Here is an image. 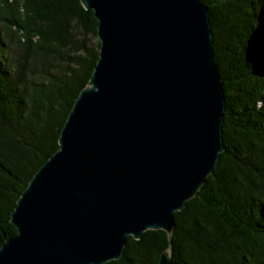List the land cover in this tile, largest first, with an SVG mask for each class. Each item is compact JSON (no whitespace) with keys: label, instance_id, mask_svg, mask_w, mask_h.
Listing matches in <instances>:
<instances>
[{"label":"water","instance_id":"obj_1","mask_svg":"<svg viewBox=\"0 0 264 264\" xmlns=\"http://www.w3.org/2000/svg\"><path fill=\"white\" fill-rule=\"evenodd\" d=\"M99 57L11 213L0 264H105L168 235L225 150L226 95L201 0H81ZM158 264H172L171 247Z\"/></svg>","mask_w":264,"mask_h":264},{"label":"trees","instance_id":"obj_2","mask_svg":"<svg viewBox=\"0 0 264 264\" xmlns=\"http://www.w3.org/2000/svg\"><path fill=\"white\" fill-rule=\"evenodd\" d=\"M201 2L226 95L225 150L170 235L128 236L105 264H158L168 247L172 264H264V0ZM97 25L81 0H0V247L17 235L11 213L89 85Z\"/></svg>","mask_w":264,"mask_h":264},{"label":"rangeland","instance_id":"obj_3","mask_svg":"<svg viewBox=\"0 0 264 264\" xmlns=\"http://www.w3.org/2000/svg\"><path fill=\"white\" fill-rule=\"evenodd\" d=\"M11 46H12V47H15V46H16V43H14V42L12 41Z\"/></svg>","mask_w":264,"mask_h":264}]
</instances>
